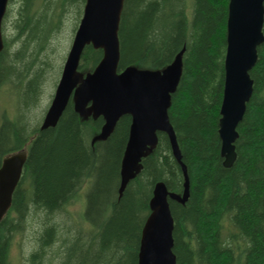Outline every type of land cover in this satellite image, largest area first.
<instances>
[{
    "label": "trees",
    "instance_id": "16d2710c",
    "mask_svg": "<svg viewBox=\"0 0 264 264\" xmlns=\"http://www.w3.org/2000/svg\"><path fill=\"white\" fill-rule=\"evenodd\" d=\"M55 1L62 12L40 50L60 31L68 8L79 4L84 8L86 3ZM31 2L21 0L14 22L20 48L9 52L4 37L0 54V85L13 81L12 77L28 81L16 116H4L0 124V167L7 156L23 150L28 153L12 206L0 222V264H10L12 239L25 229L31 211L42 212L43 222L28 264H48L50 251L59 241L53 217L75 201L86 182L84 219L89 227L62 241L55 254L57 264H138L155 186L164 182L171 192L182 195V167L168 136L159 133L158 145L143 159L141 171L120 198L130 116L120 119L107 140L94 143L104 119L81 117L73 102L55 128L42 131L39 123L32 125L45 73L18 68L25 59L38 55L39 37L29 34ZM228 6L229 0H126L121 18L120 72L130 66L164 69L185 48L182 79L169 110L190 178L188 201H170L177 264H264V44L251 71L254 93L238 127L237 159L226 168L219 123ZM102 58V50L87 46L80 72H92Z\"/></svg>",
    "mask_w": 264,
    "mask_h": 264
},
{
    "label": "water",
    "instance_id": "95a60500",
    "mask_svg": "<svg viewBox=\"0 0 264 264\" xmlns=\"http://www.w3.org/2000/svg\"><path fill=\"white\" fill-rule=\"evenodd\" d=\"M10 0H0V54L5 48L3 21ZM126 0H86L80 24L52 103L41 130L55 128L70 102L81 117L104 119L96 141L107 140L124 116H130V134L121 165L119 196L141 171L142 161L156 148L159 133L170 140L175 159L181 165L185 188L182 195L171 192L164 182L156 184L141 238L138 264H177L174 253L175 221L170 201L185 204L190 196V178L169 110L183 75L185 48L164 69L130 66L120 72L121 18ZM264 0H229L225 85L220 110L219 136L224 166L236 159L238 127L254 93L251 71L258 62V49L264 44ZM103 51L97 67L86 74L80 63L87 46ZM26 150L4 158L0 167V222L12 206L13 194L22 178Z\"/></svg>",
    "mask_w": 264,
    "mask_h": 264
},
{
    "label": "rangeland",
    "instance_id": "374dc122",
    "mask_svg": "<svg viewBox=\"0 0 264 264\" xmlns=\"http://www.w3.org/2000/svg\"><path fill=\"white\" fill-rule=\"evenodd\" d=\"M191 2V0H190ZM21 0H14L10 5L11 12L7 19L3 21V37H7L10 44L9 52H14L20 48L21 42L17 39V31L14 22L17 19V10ZM32 26L30 35L38 36L36 50L38 55L25 59L22 64H18L21 71L26 68L43 70L42 94L39 104L34 110L32 125L39 123L42 125L44 117L52 103L58 83L60 81L66 58L71 49L75 33L83 15V5L68 8L61 18L60 31L54 34L46 43L43 50L41 45L48 39L50 32L58 23V18L62 12L59 3L55 0H32L31 2ZM85 6V5H84ZM9 8V6H8ZM191 16V8L189 10ZM13 81H8L0 85V124L4 116L14 119L17 114L18 102L22 100L27 89L28 81H18L12 77ZM30 100V99H29ZM88 183L78 192L75 201L63 209L59 215L53 217V221L59 226V241L53 246L48 256V264H57L59 258L55 254L62 241L71 239L79 231L86 230L89 226L84 219L85 196ZM43 213L31 211L25 229L16 233L12 239L10 249V264H28L31 254L37 249V240L41 233Z\"/></svg>",
    "mask_w": 264,
    "mask_h": 264
}]
</instances>
